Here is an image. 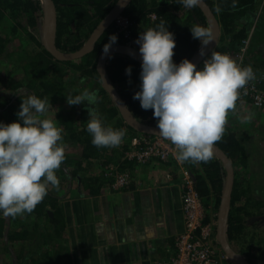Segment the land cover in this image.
Here are the masks:
<instances>
[{"label": "trees", "instance_id": "16d2710c", "mask_svg": "<svg viewBox=\"0 0 264 264\" xmlns=\"http://www.w3.org/2000/svg\"><path fill=\"white\" fill-rule=\"evenodd\" d=\"M52 1L56 9L55 45L60 52L68 54L81 49L98 24L118 0ZM205 1L214 15L217 7L221 9L218 19L219 25L221 26L220 37L232 35L228 48L221 49L220 53H237L242 45V41L245 40L248 35H244L243 30L234 33L235 26L233 24L238 16L246 11L247 7H251L254 0H236V7H232L233 0H216V2L211 0ZM168 2H171V7H164ZM153 14L155 20L152 21L149 19V16ZM121 15L127 18L131 23V28H129V35L127 37L120 33L116 34L112 33L113 31L110 32L114 26V23H112L100 36L90 53L76 60L60 61L55 59L44 48L41 39L42 33L37 36L32 33L41 31L43 19V6L41 0H0V57L6 58V56H8L6 48H8L7 45L10 43V35L16 34L18 30H21L24 31L27 36V38L23 40L21 50L19 51V60L21 64H19L18 69L20 73L16 77L6 75L3 76L2 79L0 78V122L9 124L17 120L16 113L19 111L21 98H25L22 96L26 93H34L42 99L44 97H49L50 104L52 105L55 101L54 98L63 92L64 88L68 87L66 82L67 79L68 81L70 80L69 78L80 79L86 77L91 81L100 82V76L96 70L97 61L103 49V45L108 43L109 37L112 35L118 38L117 43L114 45L121 44L133 46L141 31L149 27H155L161 22H164L167 26V30L174 34L176 46L174 48L173 61L178 64L182 59L189 60L201 49L200 41L192 38L190 29L193 26H202L209 29L207 20L198 6L185 8L180 3V0H160V4L158 5L155 0H132ZM254 42L253 33L250 32V48L251 44ZM129 66L131 67V75L127 76L125 75V69ZM200 67H202L201 63L198 64L197 69L199 70ZM105 69L110 82L132 115L143 124L156 126V119L153 118L152 110L149 109L145 111L141 109L139 101L132 99L133 94L139 91L140 64L127 56L114 54L106 60ZM99 92L101 97L106 98L105 102L109 105V107L106 108L102 104L105 108L100 109V113L106 117L104 118L102 116L105 124L108 125L110 121H114L112 124L114 129H124L126 137L134 136L137 132L124 123L103 88L99 90ZM74 95L77 94L74 93L72 96ZM101 101L103 103V100ZM75 109L76 106L73 108L72 114L57 112L54 116L55 119L59 121L58 126L63 129V143L66 145L65 161L56 171L59 184H71L74 178L78 176V173L85 170L83 164L91 158H96L101 155L98 153H105L104 150L106 149L97 148L91 143L92 137L86 131L88 117L87 109L83 107L78 111L77 120L74 118ZM246 139L248 140V135H246V133L237 135L229 130L224 132L222 139L215 144L229 158L234 171L226 237L229 245L238 254L245 257L247 261L254 264H264V247H259L256 251H253V246L250 247V240L246 241L244 239L248 236L246 229L247 220L264 214V202L258 200L250 202V198H248L249 195L247 194V186H244L245 184L238 181V163L243 166L246 162L243 160L246 159L248 161L244 147ZM123 141H128V137L127 139H123ZM165 141L170 142L168 140ZM76 148L80 151L78 159L72 154L74 152H70V150L72 151ZM123 150L124 153H120V157H117V159L112 156L110 158L106 156L103 161L104 169H106L107 174L104 178L108 180L111 188L114 182V175L122 172L129 174L128 183L120 189H117L119 191L132 188L131 169L134 166L141 165V163L134 160H127L125 155L128 149L124 147ZM171 158L172 157L167 161H159L157 159L151 161L165 163L171 160ZM182 165L184 166V171L188 174L190 173L192 188L196 192L204 209V222H211L215 232L216 214L218 212L220 197L226 178L224 166L214 155L207 162H185ZM100 180L101 178L95 175H83L82 183H77L79 185L76 184L78 194L80 196L88 195L93 197L98 195L100 189L98 183ZM70 188L71 185H67L66 192H68ZM186 189L184 183L180 195H182ZM63 194L61 196H63ZM58 201L59 196L54 194L49 186L48 193L44 200L36 206L32 213L15 218L0 214V238L3 237L4 230L6 231L5 228H11L6 231L5 241L32 239V228L29 229L24 223L20 225L11 224L10 226L9 223H11L12 220H14V222H19V219L27 221L33 218L44 222L48 226L50 229V236L53 235L55 238L61 237L65 231V224L62 207L58 204ZM211 208L213 210L211 213H214L213 217L209 214ZM34 227L37 229V225ZM175 240L176 239H174L173 243H175ZM252 243L254 244L255 241L253 240ZM213 244L215 245V240H213ZM237 244H245L244 246L246 247H240V250H237ZM217 245L219 247V244ZM61 251H67V249L62 244H58L54 249L53 264L57 263ZM245 251L249 252L250 258H246L245 255L247 254ZM173 253L174 249L171 248L166 254V257L159 261L169 259ZM48 255V253L42 254L39 261L45 262ZM9 258L12 259L15 264V262L17 263V261L21 259V253L16 256L11 251L9 252ZM36 260L38 261L37 258Z\"/></svg>", "mask_w": 264, "mask_h": 264}, {"label": "clouds", "instance_id": "9594fccd", "mask_svg": "<svg viewBox=\"0 0 264 264\" xmlns=\"http://www.w3.org/2000/svg\"><path fill=\"white\" fill-rule=\"evenodd\" d=\"M180 3L193 8L199 0ZM232 7H236V0ZM216 11L220 12V7ZM113 27L115 33V24ZM190 32L200 41L199 55L204 57L212 41L211 32L202 26H193ZM117 39L115 35L109 37L103 55L109 54ZM135 43L139 46L141 71L139 91L132 99L139 101L141 109L152 110L158 135L175 146L179 163L209 161L214 145L224 135L229 111L236 108L240 90L256 79L253 68L241 66L229 54L220 52L207 55L199 70L188 59L175 63V37L164 22L141 31ZM125 75H131L130 66ZM22 97L26 98H21L17 120L0 122V214L13 218L32 213L44 200L49 186L59 187L56 171L66 158L63 129L55 117L47 115L52 108L49 97L42 99L34 93ZM97 101V92L88 89L66 96L69 106H89L86 131L93 146L119 147L125 130L105 124L95 108ZM252 118V113L244 117L246 121Z\"/></svg>", "mask_w": 264, "mask_h": 264}, {"label": "rangeland", "instance_id": "374dc122", "mask_svg": "<svg viewBox=\"0 0 264 264\" xmlns=\"http://www.w3.org/2000/svg\"><path fill=\"white\" fill-rule=\"evenodd\" d=\"M155 1L157 5L160 4V0ZM164 7H171V3L165 4ZM250 24V32L253 33V36H255L256 32H258L259 29H261V36H259L260 39L258 38L259 40H257V44L254 45V43L257 41L251 44L249 59L250 63L248 62L247 65H250L258 74L263 75L264 77V0H254L253 4L251 5ZM113 28L112 30H110V32L113 31ZM32 33L37 36L42 33V30ZM26 38V33L21 30H18V33L16 34L10 35V43L7 45L8 48H6L8 56H6V58L0 57L1 79L6 75L16 77L20 73V70L18 69L19 64H21V61L19 60V51L21 50L23 40ZM132 47L138 48V45L134 43ZM69 79L70 80L68 81L67 79L66 82L68 87L64 88V91L61 92L56 98H54L55 101L54 103H52L53 107L50 108L47 113L49 117H54L57 112L72 114L73 108H75L76 106V109L74 111V118L77 120L78 111L83 107L87 109L89 106L86 104L69 106L66 103V96L73 95L74 93L79 94L84 89L97 92L98 101L95 105V108L99 113L101 108L109 107V105L105 102L106 98L101 97V95L99 94V90L102 89L101 82L97 83L94 82V80L91 81L86 77L80 79ZM82 79L84 80V83H81ZM101 100H103V103ZM102 104L105 107H103ZM249 113L253 114V118L250 121H246L244 117ZM101 115L103 116V114ZM113 123L114 121H110L108 125L113 126ZM229 130L236 133L237 135H242L244 133L248 135V140L246 139L244 142L248 161L244 159L243 161L246 162L243 166L242 164L238 163V181L242 184H245L244 186H247V194L249 195L248 198H250V202L254 200L264 202V110L254 108L251 103L249 105L243 101L236 102V108L232 111H229L228 113L225 132ZM127 137L129 140L130 136ZM127 137L125 135L124 139H127ZM127 143L128 141H123L119 147L106 148L104 150L105 153H98L99 155H101L97 156L96 158H91L89 161L84 163L83 168L85 170L80 171V173H78V176H74L75 178L71 184L60 183L58 188H53L50 186V189L53 190L54 194L59 196L58 204L62 207V214L64 216L65 231L61 237L55 238L53 237V235L50 236V229L48 228V226L44 222L36 220L35 218L28 219L27 221L19 219V222H14V220H12L11 223H9V226L11 224L20 225L24 223L29 229H33V233H31L33 237L32 239L19 240L18 242L12 241L8 244L4 239L0 238V264H14L12 259L9 258V252L11 251L16 256L21 253V259L17 261V263L15 262V264H53L52 260L54 259V249L58 244H62L67 249V251L60 252V258L58 259L56 264H113V262L109 260L103 261V257L105 254L104 247L102 250L97 242H94L93 244V241H87L91 227L89 223H87L88 226L86 225L84 229H81L79 227V224L82 225V222L87 220L88 215H90V217L95 216L93 213V210L95 208V204L93 203L94 200L99 202L104 198L93 197L90 200H87L88 198L81 197L78 194L76 187L77 185H79L77 183H82L83 175H95L100 177L101 180L100 184L98 185L100 189L104 185L107 186L108 180H105L104 178L105 176H107V174L106 169H104L103 161L105 160L106 156L108 158L112 156L115 159H117V157H120V153H124L123 148L126 147ZM70 152H74L72 154H74V156H76V158L78 159V155L80 153L78 148L72 151L70 150ZM189 174L188 177L190 178ZM67 185H71V188L70 190H68V192H66ZM64 192L66 193L63 194ZM62 194L63 196H61ZM211 212H213L212 208L209 211V214L211 215V217H213L214 213ZM36 225L37 229L34 227ZM7 229L9 230L11 228ZM246 229L248 236L244 239L246 241L250 240V247L253 246L252 250L256 251L257 248L264 247V214H261L256 218L252 217L248 219ZM215 240V245L218 247L217 238H215ZM253 240L255 241L254 244L252 243ZM244 245L245 244H237V250H240V247H246ZM245 252L247 254H244L246 258H250L249 252ZM45 253L49 254L45 259L46 261H39L42 254ZM221 253L223 252L219 246V257H222ZM36 258L39 262L36 260ZM223 258L224 261L222 263L232 264L227 257L224 256ZM137 264L143 263L140 262Z\"/></svg>", "mask_w": 264, "mask_h": 264}, {"label": "crops", "instance_id": "0c3cea01", "mask_svg": "<svg viewBox=\"0 0 264 264\" xmlns=\"http://www.w3.org/2000/svg\"><path fill=\"white\" fill-rule=\"evenodd\" d=\"M169 3L171 2L167 4ZM215 17L218 21L220 13L216 11ZM233 25L234 33L243 30L244 35L250 34V7L238 16ZM220 27L219 25V29ZM220 35L221 30L218 42L211 52L228 48L232 35H224L222 38ZM259 36L261 29L256 32L254 40H258ZM257 43L258 41L254 45ZM247 58L249 62L250 49ZM172 158L165 163L151 161L134 166L131 169L132 188L129 190H114L108 182L94 196L104 199L99 202L94 200L95 216L88 215L87 220L82 225L79 224V227L84 229L89 223L91 227L87 241H93V244L97 242L102 250L104 247L103 261L109 260L113 264H157L173 248V241L183 227L180 193L188 173L175 160V154ZM81 197L88 198L87 200L93 198L88 195ZM6 231L4 230L2 237L4 240ZM5 242L8 244L12 241Z\"/></svg>", "mask_w": 264, "mask_h": 264}, {"label": "built area", "instance_id": "2783aa9c", "mask_svg": "<svg viewBox=\"0 0 264 264\" xmlns=\"http://www.w3.org/2000/svg\"><path fill=\"white\" fill-rule=\"evenodd\" d=\"M149 19L155 20L150 15ZM131 23L125 17H118L115 21V33L129 35ZM250 34L242 41L237 53H228L241 66H248V49ZM206 56L204 59H206ZM201 65H203V61ZM254 70V69H253ZM256 79L250 81L245 88L240 90V98L237 102H246L254 108L264 110V77L255 70ZM128 151L127 160H134L144 164L153 159L167 161L176 152V148L170 142L156 136L135 134L130 137L126 145ZM112 188L117 190L128 183L129 174L126 172L114 175ZM186 190L182 193L181 212L183 216L182 231L178 233L174 243V253L169 259L159 261L157 264H224V253L218 256V249L213 244L216 238L211 222H204L205 213L202 204L192 188L189 177L185 179ZM216 241V240H215ZM226 257V256H225Z\"/></svg>", "mask_w": 264, "mask_h": 264}, {"label": "water", "instance_id": "95a60500", "mask_svg": "<svg viewBox=\"0 0 264 264\" xmlns=\"http://www.w3.org/2000/svg\"><path fill=\"white\" fill-rule=\"evenodd\" d=\"M132 0H118L113 8L107 13V15L102 19V21L98 24L92 34L89 36L84 45L76 52L73 53H62L60 52L55 45V32H56V9L52 0H41L43 6V19H42V44L44 48L57 60L60 61H72L83 57L84 55L90 53L95 43L99 40L100 36L105 32L106 29L122 14L123 10L128 6V4ZM198 8L203 12L207 23L209 25L210 32L212 34V41L209 43L205 50V56L201 57L199 52H196L189 61L196 64L201 63V61L211 52V50L216 46L219 39V23L212 13L210 7L206 3L205 0H199L197 4ZM120 54L127 56L134 61L141 64V58L139 56L138 49L130 46V45H113L110 49V52L107 56L103 55V52H100L96 70L102 77L100 76V82L103 90L107 93L110 100L112 101L114 107L117 109L120 117L124 121V123L133 129L135 132L144 135L156 136L158 135V129L153 125H146L137 120L126 104L122 101L116 89L112 85L107 75L105 69L106 60L114 55ZM161 138V137H160ZM213 155L222 163L225 169L226 178L224 182V186L222 189L220 203L218 207V212L216 214V238L217 242L220 246L222 252L226 255L229 261L232 264H254L250 263L243 256L238 254L228 243L226 237V229H227V219L228 213L230 209V200L231 193L233 188V180H234V171L231 161L226 156V154L216 145H214Z\"/></svg>", "mask_w": 264, "mask_h": 264}, {"label": "bare ground", "instance_id": "6f19581e", "mask_svg": "<svg viewBox=\"0 0 264 264\" xmlns=\"http://www.w3.org/2000/svg\"><path fill=\"white\" fill-rule=\"evenodd\" d=\"M125 36V35H124Z\"/></svg>", "mask_w": 264, "mask_h": 264}, {"label": "flooded vegetation", "instance_id": "af4514ba", "mask_svg": "<svg viewBox=\"0 0 264 264\" xmlns=\"http://www.w3.org/2000/svg\"><path fill=\"white\" fill-rule=\"evenodd\" d=\"M115 24V23H114Z\"/></svg>", "mask_w": 264, "mask_h": 264}]
</instances>
